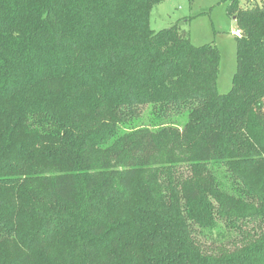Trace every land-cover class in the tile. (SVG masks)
I'll return each mask as SVG.
<instances>
[{
    "label": "trees",
    "instance_id": "16d2710c",
    "mask_svg": "<svg viewBox=\"0 0 264 264\" xmlns=\"http://www.w3.org/2000/svg\"><path fill=\"white\" fill-rule=\"evenodd\" d=\"M161 1L0 0V264H264V0L227 93Z\"/></svg>",
    "mask_w": 264,
    "mask_h": 264
},
{
    "label": "rangeland",
    "instance_id": "374dc122",
    "mask_svg": "<svg viewBox=\"0 0 264 264\" xmlns=\"http://www.w3.org/2000/svg\"><path fill=\"white\" fill-rule=\"evenodd\" d=\"M240 1L246 6L254 0ZM176 23L188 32L194 45L212 44L218 48L217 88L221 93L229 92L237 71V37L233 31L238 29L229 12V0H162L154 6L151 26L155 31ZM235 238L238 242L241 237Z\"/></svg>",
    "mask_w": 264,
    "mask_h": 264
},
{
    "label": "built area",
    "instance_id": "2783aa9c",
    "mask_svg": "<svg viewBox=\"0 0 264 264\" xmlns=\"http://www.w3.org/2000/svg\"><path fill=\"white\" fill-rule=\"evenodd\" d=\"M233 34H234L235 36H238V37L241 36V32H240V30H238V29H237V30H234V31H233Z\"/></svg>",
    "mask_w": 264,
    "mask_h": 264
}]
</instances>
